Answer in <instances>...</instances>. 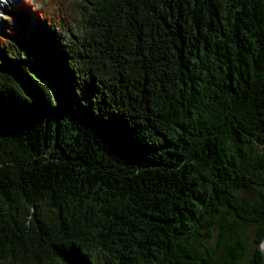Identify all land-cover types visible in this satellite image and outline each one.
Here are the masks:
<instances>
[{"label":"trees","instance_id":"obj_1","mask_svg":"<svg viewBox=\"0 0 264 264\" xmlns=\"http://www.w3.org/2000/svg\"><path fill=\"white\" fill-rule=\"evenodd\" d=\"M57 2L0 27V264H264V0Z\"/></svg>","mask_w":264,"mask_h":264},{"label":"rangeland","instance_id":"obj_2","mask_svg":"<svg viewBox=\"0 0 264 264\" xmlns=\"http://www.w3.org/2000/svg\"><path fill=\"white\" fill-rule=\"evenodd\" d=\"M15 1H18V0H0V4H1L0 27L3 26V24L1 22L4 21L5 19L10 18V17L15 19L14 15L10 16V14H11L10 10L11 9L13 10V5H14ZM26 1H28L30 6L41 9V10H43L44 13H46L48 15L51 14V15L57 16V11L61 12V9L59 8V6L56 3H54L55 0H26ZM55 22H56V19H53L52 23H55ZM34 61L39 63V64L41 62H43V60L41 58H39L37 55H36ZM249 248L250 249L253 248V236L251 237ZM248 256H249V254H248ZM246 260H247V258H246ZM246 260L244 261V263L246 262Z\"/></svg>","mask_w":264,"mask_h":264},{"label":"water","instance_id":"obj_3","mask_svg":"<svg viewBox=\"0 0 264 264\" xmlns=\"http://www.w3.org/2000/svg\"><path fill=\"white\" fill-rule=\"evenodd\" d=\"M259 246H260V249H261V251H262V253H263V259H264V243H260L259 244Z\"/></svg>","mask_w":264,"mask_h":264},{"label":"bare ground","instance_id":"obj_4","mask_svg":"<svg viewBox=\"0 0 264 264\" xmlns=\"http://www.w3.org/2000/svg\"><path fill=\"white\" fill-rule=\"evenodd\" d=\"M6 3V2H5ZM10 10V9H9Z\"/></svg>","mask_w":264,"mask_h":264}]
</instances>
